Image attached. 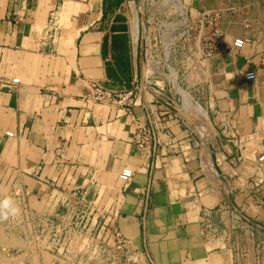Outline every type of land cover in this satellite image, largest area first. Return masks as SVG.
Listing matches in <instances>:
<instances>
[{
  "label": "crops",
  "instance_id": "1",
  "mask_svg": "<svg viewBox=\"0 0 264 264\" xmlns=\"http://www.w3.org/2000/svg\"><path fill=\"white\" fill-rule=\"evenodd\" d=\"M126 3L0 0V72L8 57L27 62L18 90L0 89V176L6 171L21 181L35 203L72 189L85 192L88 200L100 198L105 189L102 198L110 202L118 195L119 173L130 168L135 174L119 195L117 226L144 249L148 260L264 264V255L254 250L241 257L237 248L243 242L229 249L203 239L200 218L203 207H216L228 193L264 226V189L255 193L253 180V161L264 153V0H189L187 5L192 22L203 16L216 20L227 46L236 38L246 43L233 61L203 60V77L190 91L212 127L206 166L199 137L179 116L168 117L171 110L151 95L135 97L131 106L90 100L94 86L126 94L139 82L129 52V85L110 76L118 72L117 48L111 44L125 33L120 19ZM193 69L187 72L191 80ZM250 71L256 74L253 81L236 79L237 72ZM0 79L14 78L0 74ZM156 84L167 88L163 80ZM137 122L153 133L154 122L168 130L158 131L161 144L148 156L132 145Z\"/></svg>",
  "mask_w": 264,
  "mask_h": 264
},
{
  "label": "built area",
  "instance_id": "2",
  "mask_svg": "<svg viewBox=\"0 0 264 264\" xmlns=\"http://www.w3.org/2000/svg\"><path fill=\"white\" fill-rule=\"evenodd\" d=\"M254 1V0H253ZM181 27L178 29H172L170 34L174 35L177 31H180V38L173 44V53L176 54V45L184 40L185 44L178 45L177 48H181L183 56L187 62L186 71L189 72L195 68L194 54L200 53L203 56V60H223L229 57L231 61L239 54L242 48L245 46V40L243 38H236L231 46H227L222 42V32L218 27L216 20L207 19V16H203L197 19L196 22H192L188 15ZM192 33L198 34L199 52L192 51V45L186 42V37ZM142 44V43H141ZM195 46V44H193ZM142 45L140 51V68L142 62ZM147 56V53H146ZM147 61V59H146ZM162 71H166L168 76L170 70L174 71L172 67L168 65L165 69L161 67ZM182 69V67H181ZM180 72V69H177ZM148 76V77H147ZM144 77L140 72L139 85L135 89L126 94L114 93L105 91L98 86H94L93 94L90 100L96 104L114 106L119 103L127 104L131 106L133 100L137 96L143 94L151 95L155 101L164 103L170 110V118H177L178 102L176 97L179 95L174 92V83L171 78H161L158 68H152L148 75ZM256 78L254 72H247L241 74L236 73V79L240 82H250ZM156 80H163L167 83V90L160 89L156 85ZM21 84L20 79H12L10 81H3L0 79V89H7L9 91L18 90V86ZM140 87V88H139ZM206 91L209 90L206 85ZM205 93V92H204ZM203 93V94H204ZM154 122V128L157 129L156 133H153L147 126L137 122L135 126V132L133 136L132 145L142 155L148 156L150 153L157 151L160 146V133H168V130L163 127L161 123ZM5 136L13 138V133L6 132ZM256 173L253 176L254 182L258 184V189H264V153L258 154L254 159ZM134 170L130 168L123 169L118 175V182L120 188L118 195L111 199L110 202L95 198V200H88L85 192L79 190H71L67 198L63 199L60 194H52L56 196L55 204L53 205V216L51 218H45L41 223L34 221L33 217H41L37 212H32L33 205L30 204L31 193L24 189V196H27V206L24 214L27 215V220L31 221L32 230L37 233H42L45 229L50 227L53 232H58L60 228L63 230L68 228V231L73 230L77 232V241L75 242V249L69 254V260L76 264H155L146 258L144 249L134 243L132 240L123 236L117 226V218L119 215V195H122L126 188L131 184L134 178ZM15 186V185H14ZM22 184H20V187ZM63 195V194H62ZM40 200V199H39ZM67 200L66 214H64L63 204ZM24 201H26L24 199ZM35 204V203H33ZM70 207H69V206ZM46 205L45 207H47ZM62 207V208H61ZM63 213L60 216V213ZM29 214V216H28ZM67 215V218L65 217ZM81 218V222L78 225L71 224V220ZM201 218V236L205 240L220 241L224 246L229 249H236V242L240 241L244 243V247L239 249L241 257L248 256L249 250H254L256 254L263 257L264 255V226L260 224L252 216H249L242 208L235 204L230 198L229 194L226 196L220 204L216 207L209 208L203 207L200 210ZM68 219L67 224H63L62 220ZM85 219V222L83 220ZM90 221L89 226L87 223ZM70 233V232H69Z\"/></svg>",
  "mask_w": 264,
  "mask_h": 264
},
{
  "label": "rangeland",
  "instance_id": "3",
  "mask_svg": "<svg viewBox=\"0 0 264 264\" xmlns=\"http://www.w3.org/2000/svg\"><path fill=\"white\" fill-rule=\"evenodd\" d=\"M136 1L137 0H129V3H126L123 11H121L124 16L121 17L120 21L124 22L125 33L114 43L117 50L124 56L128 55V52L131 56L134 54L139 73L141 45L142 62L144 63L146 59L152 58L156 62L155 68H158L161 78H166L165 76H168V73L162 71L161 67L165 69V66L168 65L175 70L180 69L178 76H175L174 80L196 101V98L190 91H193L196 88V84L201 80V69L203 70V67L200 63L203 61V56H201L200 53L194 54L193 59L196 66L193 69L195 72L193 76L194 79H189L185 69L187 62L183 56V51L181 48H177L178 45H183L185 42L182 39V41L176 45L175 49L177 53L174 54L173 44L180 38V31H177L174 35L170 34L172 29H178L187 19L186 9L188 8L187 5L189 4V0ZM144 32L148 42L143 37ZM197 40V33H192L186 37V42H189L193 46V52L200 49ZM193 44H195V46ZM111 47L114 48L113 44H111ZM2 64L5 66V69L3 68L4 71L0 72V74L13 76V78L20 79V81L23 80L27 69V62H25L23 57H8ZM136 85L138 86L139 83ZM156 85L159 86L160 89L167 90L162 84ZM176 89L178 93H181L178 86H176ZM172 92L174 94V92H176L175 89H173ZM181 97H183L184 100L189 99L184 91L181 93ZM176 98L179 100L178 105H180V97L178 96ZM194 100L190 105L196 104L197 101L195 102ZM185 101L190 103L189 100ZM13 179L16 180V178H12L6 171L0 176V198L9 196L14 198L21 208V215L15 219L0 221V264H76L68 259L69 254L75 249V242L78 238L76 235L77 232L73 231L75 226L73 230L70 231H68V228L64 230L60 228L58 232H53V229L48 227L42 233H35L31 228L32 223L30 219L27 220V215L24 214L28 203V197L23 194L25 193L24 189L27 191L28 188H25L24 184L20 187V184H22L21 181L15 182ZM109 187H112V185ZM119 188L120 184L117 185V191H119ZM28 191L30 192V190ZM70 191L71 190L62 191L63 195L60 196L65 199ZM104 192L105 189H102L99 201L103 199L102 196ZM29 198L30 204L33 205L32 212L35 210V212L41 216L33 217L35 218L34 221L41 223L45 218L50 219L51 216H53V205L56 200L55 195L53 196L50 194L45 202L41 199L35 203V199L32 195L29 196ZM24 199L26 201H24ZM106 201L107 200H105V202ZM46 205L48 206L45 207ZM63 207H65L63 213L66 214L67 200L63 204ZM63 213L61 212L59 215L62 216ZM65 217L67 218V215H65ZM62 222L63 227V224H67L69 221L65 219V221L62 220ZM70 222L71 224L78 225L81 222V218L71 220ZM83 222H85V219ZM89 224L90 221H88L87 227ZM140 264L144 263L140 262Z\"/></svg>",
  "mask_w": 264,
  "mask_h": 264
},
{
  "label": "bare ground",
  "instance_id": "4",
  "mask_svg": "<svg viewBox=\"0 0 264 264\" xmlns=\"http://www.w3.org/2000/svg\"><path fill=\"white\" fill-rule=\"evenodd\" d=\"M166 1V0H165ZM138 2V1H137ZM178 4V3H177ZM179 5V4H178ZM142 15V14H139ZM179 24V23H178ZM133 26V25H132ZM138 27V25H137ZM144 39H148L146 37L145 32L143 33ZM156 66V62L152 58H148L147 61L141 64L140 72L141 74L146 77L148 75V72ZM173 82H174V88L176 93L180 97V105L177 107V114L178 116L184 121L185 125L194 132L200 139V146H201V157L203 160V164L205 166L208 164L206 162V159L209 158V152L207 146H209L211 137H212V127L208 120L206 111L194 100V98L185 90H183L176 82H175V74L170 70V76H169ZM176 86L179 87V90L181 93L184 91L185 94L189 97L190 103H187V101L184 100L183 97H181V93L177 92ZM193 100L196 102V104L190 105L193 103ZM211 162V161H210ZM207 163V164H206ZM208 169L210 167L207 166ZM203 170V169H202ZM207 171V170H206ZM209 173V172H208ZM209 176V174H208ZM221 184V183H220ZM223 189V188H222ZM53 190V189H52ZM226 191V190H225ZM56 192V191H55ZM16 243V242H15ZM7 246V245H5Z\"/></svg>",
  "mask_w": 264,
  "mask_h": 264
},
{
  "label": "clouds",
  "instance_id": "5",
  "mask_svg": "<svg viewBox=\"0 0 264 264\" xmlns=\"http://www.w3.org/2000/svg\"><path fill=\"white\" fill-rule=\"evenodd\" d=\"M21 215V208L12 197L0 198V221L15 219Z\"/></svg>",
  "mask_w": 264,
  "mask_h": 264
},
{
  "label": "trees",
  "instance_id": "6",
  "mask_svg": "<svg viewBox=\"0 0 264 264\" xmlns=\"http://www.w3.org/2000/svg\"><path fill=\"white\" fill-rule=\"evenodd\" d=\"M123 31H125V27L123 28ZM114 48H117L115 46V44L113 45ZM115 54H114V60L116 63V67L118 69V72H112L110 73V76L112 75V78L114 80V82L117 81H121L120 78L122 80H124L126 85H129V75H128V71L126 70V66H127V59L125 58L124 55L121 54V52L119 50H115Z\"/></svg>",
  "mask_w": 264,
  "mask_h": 264
}]
</instances>
